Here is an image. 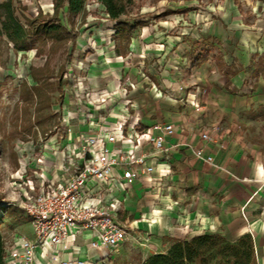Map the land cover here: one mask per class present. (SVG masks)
<instances>
[{
    "label": "crops",
    "instance_id": "0c3cea01",
    "mask_svg": "<svg viewBox=\"0 0 264 264\" xmlns=\"http://www.w3.org/2000/svg\"><path fill=\"white\" fill-rule=\"evenodd\" d=\"M243 1L245 4L250 0ZM252 3L253 13L259 16L254 20L259 25L252 32L251 41L228 38V32L224 31L204 37H216L223 47L221 57H214L212 51H200L182 60L166 57L180 36L167 34L165 21L151 23L150 11L141 13L144 23L139 27L148 30L142 38L166 43L164 54L156 43L151 46L155 56L163 57H150L151 50L146 57H140L141 46L134 37L123 53L118 49L115 34L113 45L103 47L106 57L101 49L97 50L95 54L101 56L95 57L87 71L96 84L113 90L125 77H130L127 93L118 98L122 102L130 100L134 106L126 109L115 103V113L129 121L139 117L143 126L171 122L175 133L166 138L169 151L150 159L156 167L153 179H137L125 193L118 217L132 227V237L112 251L110 259L103 261L100 250L89 245L90 233L84 232L77 238L79 253L69 250L64 257L80 256L96 264H116L124 247L136 243V237H140L147 239L141 242L143 254L136 263L141 264L149 255L167 251L175 240L218 233L226 241L234 242L250 233L255 264H264V19L260 17L264 15V0ZM226 7L231 10L226 11ZM213 8L224 20L236 15V23L230 26H244L239 23L241 5L235 0H221ZM194 9L191 5L181 9L168 7L153 16L159 18L177 12L188 16ZM150 26L156 28L154 34L149 32ZM170 62L178 68H168ZM183 66L187 69L183 70ZM192 98L194 104L190 103ZM74 107L68 105L69 109ZM61 110L63 114L64 109ZM107 120L110 124L117 119L108 116ZM71 126V138L95 129L82 113L71 120ZM206 129L211 140L201 138V132ZM67 138L63 125V132H55L45 140L48 146L57 148L46 154L44 168L49 177H64L56 160L58 149ZM198 148L204 149V157L196 155ZM143 149L149 150L150 145L145 144ZM209 154L213 156L211 161L205 159ZM162 170L170 172L161 176Z\"/></svg>",
    "mask_w": 264,
    "mask_h": 264
},
{
    "label": "built area",
    "instance_id": "2783aa9c",
    "mask_svg": "<svg viewBox=\"0 0 264 264\" xmlns=\"http://www.w3.org/2000/svg\"><path fill=\"white\" fill-rule=\"evenodd\" d=\"M108 19L114 35L115 22ZM95 61V57L73 60L65 72L69 80L61 124L68 138L58 149L56 160L64 177H49L45 172L47 152L57 151L45 143L47 137L28 145L27 157L22 158L20 166L27 173V188L23 190L21 206L29 218L32 235L15 233L10 240L3 235L8 264H96L63 254L69 250L78 254L77 238L89 232L90 247L100 250L103 261L108 260L111 252L133 235L132 227L118 217L125 193L137 179H153L156 167L150 159L169 151L166 138L175 133V126L171 122L143 126L139 117L129 121L115 113V103L126 109L134 106L130 100L122 102L118 98L127 93L130 77L113 90L100 87L87 73ZM190 103L195 100L192 98ZM70 104L75 105L74 109L68 108ZM81 113L95 129L71 138V120ZM108 116H116L117 120L108 124ZM201 138L212 139L207 129L201 132ZM145 144L150 145L149 150L143 149ZM203 152V148L195 151L197 156H203ZM205 159L211 161L213 156L206 155ZM169 172L162 170L160 174L166 176Z\"/></svg>",
    "mask_w": 264,
    "mask_h": 264
},
{
    "label": "rangeland",
    "instance_id": "374dc122",
    "mask_svg": "<svg viewBox=\"0 0 264 264\" xmlns=\"http://www.w3.org/2000/svg\"><path fill=\"white\" fill-rule=\"evenodd\" d=\"M135 1L136 7L132 10L134 14L136 12L150 11L151 23L156 24L158 21H165L166 25H168L166 26L169 32L167 34L180 36L178 43L169 48V53L166 57H179L182 60L187 56H195L200 51H212L211 54L214 57H221L224 52L222 50L223 47L219 45L220 42L214 36H209L213 39L204 38L206 35L224 31L228 32V38H238L242 41L250 39L251 41L252 32L258 30L257 25L259 24H256L255 20L259 16L253 13V0L245 1V4L243 0H235L236 3L241 5L242 16H237L240 17L239 23L241 25L244 23V26H233L234 28L230 24L236 23L234 21V16L236 15H231V19L234 22H231V19L224 20L218 10L213 8L214 4L217 5L221 0H160L155 4L152 3V0ZM13 2L16 6V13L22 20H24L25 16L35 17L40 11L47 15L53 13V0H14ZM190 5L195 9L189 12L188 16H182L179 12L159 18H154L153 16L158 11L168 7L181 9ZM225 10L231 9L226 7ZM260 17L264 19L263 14ZM74 20L75 28L80 31V35L52 55L50 60V65L55 72L58 71L62 64L66 65V70L62 74V90L52 92V105L39 112L31 106L26 114L21 108L16 111V106L18 103L19 105L21 104L19 100L20 83L26 78L32 82V78L29 75L30 66H42L46 60V54L36 55L35 48L28 51L14 52L11 46L7 44L6 38H0V229L6 240H10L15 233L32 235L29 218L21 206L24 197L23 190L27 188L25 184L27 173H23L20 165L24 159L23 157H27L26 150L28 145L35 144L40 137H48L55 132H63L61 109L64 102V92L68 88L69 80L65 72H67L73 60L82 57H100L101 53L102 55L105 53V50H103L104 45L111 46L114 43L112 22L104 12L103 5L97 1L89 0L85 17L82 18L81 15H77ZM262 25H264V21ZM154 30L156 28L150 26L149 32L151 34H154ZM145 33H148V30L142 27H138L132 33V37L136 41L139 40L138 42L141 46L139 56L146 57L147 51L151 50L153 52L150 57H163V55L155 56L156 52L152 50L151 46L156 42L144 40L142 37ZM35 44H38V41ZM156 46L163 50V54L167 50L166 43H156ZM145 47H148L146 51ZM97 50L102 52L96 55ZM104 57L106 56L104 55ZM168 68L175 70L178 67L176 65L173 66L170 62ZM185 69L187 68L183 66V70ZM51 80H56V77L51 78ZM48 114L52 116L47 117ZM34 115L36 117L39 116L42 121L40 123L35 122L31 132L24 133L20 131L15 133L13 131L16 116L19 118L18 121L20 123H27L28 117H31L34 121ZM146 240L145 238H140L136 243L127 244L116 264H136L143 254L141 242H146Z\"/></svg>",
    "mask_w": 264,
    "mask_h": 264
},
{
    "label": "trees",
    "instance_id": "16d2710c",
    "mask_svg": "<svg viewBox=\"0 0 264 264\" xmlns=\"http://www.w3.org/2000/svg\"><path fill=\"white\" fill-rule=\"evenodd\" d=\"M14 0H0V38H6L14 52L36 49V55L46 54L42 66H30L29 79L20 83L19 108L27 114L31 106L36 111L52 105V92L62 90V74L66 65L58 71L50 65L52 55L63 49L69 41H74L79 34L75 28V16L85 17L89 0H53V13L41 11L35 17H24L16 13ZM104 7L105 13L115 22L117 46L125 53L132 33L144 23L143 14L132 12L135 0H95ZM171 12V11H165ZM165 14V13H164ZM38 41V44L35 42ZM56 77V80L51 78ZM48 114L47 117H51ZM16 116L13 131L31 132L33 125L42 120L39 116L28 117V122L20 123ZM23 119V118H22ZM1 200V196H0ZM253 237L245 233L236 241L229 242L218 233H203L191 238L175 240L165 252L149 255L141 264H255ZM0 264L5 260V239L0 229Z\"/></svg>",
    "mask_w": 264,
    "mask_h": 264
}]
</instances>
